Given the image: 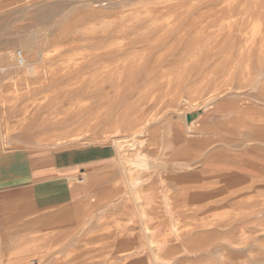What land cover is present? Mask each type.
I'll return each mask as SVG.
<instances>
[{
	"label": "rangeland",
	"instance_id": "374dc122",
	"mask_svg": "<svg viewBox=\"0 0 264 264\" xmlns=\"http://www.w3.org/2000/svg\"><path fill=\"white\" fill-rule=\"evenodd\" d=\"M0 152L112 194L70 264H264V0H0Z\"/></svg>",
	"mask_w": 264,
	"mask_h": 264
},
{
	"label": "crops",
	"instance_id": "0c3cea01",
	"mask_svg": "<svg viewBox=\"0 0 264 264\" xmlns=\"http://www.w3.org/2000/svg\"><path fill=\"white\" fill-rule=\"evenodd\" d=\"M78 168L74 158L0 152V264L74 261L70 252L82 242L86 211L92 212L98 204L104 207L113 198L111 193H96L75 183ZM113 205L117 213V203ZM114 228L113 223L93 225L89 231L111 232ZM59 246L60 252L55 251ZM77 261L82 264L86 258L78 257Z\"/></svg>",
	"mask_w": 264,
	"mask_h": 264
},
{
	"label": "bare ground",
	"instance_id": "6f19581e",
	"mask_svg": "<svg viewBox=\"0 0 264 264\" xmlns=\"http://www.w3.org/2000/svg\"><path fill=\"white\" fill-rule=\"evenodd\" d=\"M18 60L21 61V63L24 65V61H25V59H24L22 53H20V55H19V57H18ZM148 121H149V120H148ZM147 123H148V122H147ZM145 124H146V122H145ZM143 125H144V124H143ZM140 126H141V125H140ZM144 126H145V125H144ZM142 128H143V127H142ZM140 130H141V129H140ZM128 148H129V147H128ZM125 150H126V148H125ZM200 156H201V155H200ZM199 158H200V157H199ZM198 160H199V159H198ZM201 161H202V160H201ZM181 165H182V164H180V166H181ZM184 165H186V164H184ZM182 166H183V165H182ZM188 166H189V165H188ZM191 167H192V166H191ZM177 168H178V167H177ZM186 168H187V166H186ZM188 168H189V167H188ZM192 168H193V167H192ZM179 169H180V168H179ZM181 169H182V167H181ZM207 181H208V180H207ZM222 183H224L223 185L226 187V189H227V187H229V185H227L225 182H222ZM207 184H208V183H207ZM223 185H222V186H223ZM224 186H223V187H224ZM135 188H136V185H135ZM229 188H230V187H229ZM228 190H229V189H227V191H228ZM223 191H224V190H223ZM223 191H222V193H223ZM224 192H225V191H224ZM230 192H231V191H230ZM226 193H228V192H226ZM226 193H225V196H226ZM223 194H224V193H223ZM223 194H220V195H223ZM229 194H230V193H229ZM233 195H234V194H233ZM238 195H240V196L242 195V197L239 196V197H240L239 199H240V201H241V198H243V195H244V194L241 193V194H238ZM245 195H246V193H245ZM225 196H224V197H225ZM228 196H229V195H227V197H228ZM236 196H237V195H236ZM219 197H221V196H219ZM224 197H223V198H224ZM233 197H234V196H233ZM237 197H238V196H237ZM225 198H226V197H225ZM225 198H224V199H219V202H220V200H225ZM230 198H231V197H230ZM239 199H236V200H239ZM229 200H230V199H229ZM244 200H245V199H244ZM230 201H231V200H230ZM234 201H235V200H234ZM231 202H232V201H231ZM225 203H226V202H225ZM234 203H235V202H234ZM248 203H249V201H248ZM222 204H223L222 206H225V205H226V204H224V203H222ZM228 204H229V206H230L229 201H228ZM228 204H227V205H228ZM231 204H232V205H231L232 207H234V206L236 205V204L233 205V203H231ZM237 205H238V203H237ZM229 206H228V207H229ZM236 207H237V206H236ZM236 207H235V208H236ZM238 207H239V205H238ZM220 208H221V207H220ZM222 208H224V207H222ZM230 208H231V207H230ZM215 209H217V207H216ZM225 209H226V206H225ZM237 209H239V208H237ZM237 209H236V210H237ZM214 211H216V210H214ZM224 211H225V210H224ZM237 211H238V210H237ZM234 213H236V212L234 211ZM238 213H239V212H238ZM222 217H223V216H222ZM224 217H225V216H224ZM233 217H234V216H233ZM238 217H239V216H238ZM221 219H223V218H221ZM225 219H226V218H225ZM225 219H224V220H225ZM225 221H226V220H225ZM143 228H144L145 231H147V229H148L146 226H143ZM150 245H151V243H150ZM150 248H151V247H150ZM180 248H181V247H180ZM183 250H184V249H183Z\"/></svg>",
	"mask_w": 264,
	"mask_h": 264
},
{
	"label": "water",
	"instance_id": "95a60500",
	"mask_svg": "<svg viewBox=\"0 0 264 264\" xmlns=\"http://www.w3.org/2000/svg\"><path fill=\"white\" fill-rule=\"evenodd\" d=\"M197 117V115L196 114H193V115H188L187 116V120H188V122H191L192 121V117Z\"/></svg>",
	"mask_w": 264,
	"mask_h": 264
}]
</instances>
